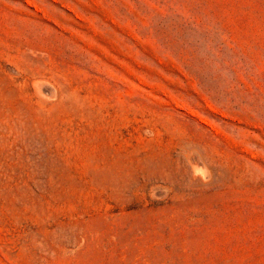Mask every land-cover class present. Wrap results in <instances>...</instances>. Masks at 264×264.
I'll list each match as a JSON object with an SVG mask.
<instances>
[{
  "label": "rangeland",
  "instance_id": "1",
  "mask_svg": "<svg viewBox=\"0 0 264 264\" xmlns=\"http://www.w3.org/2000/svg\"><path fill=\"white\" fill-rule=\"evenodd\" d=\"M0 264H264V0H0Z\"/></svg>",
  "mask_w": 264,
  "mask_h": 264
}]
</instances>
